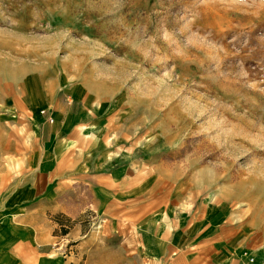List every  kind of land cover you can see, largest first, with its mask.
<instances>
[{
  "label": "rangeland",
  "instance_id": "rangeland-1",
  "mask_svg": "<svg viewBox=\"0 0 264 264\" xmlns=\"http://www.w3.org/2000/svg\"><path fill=\"white\" fill-rule=\"evenodd\" d=\"M68 88L79 94L74 104L100 103L97 114L103 105L139 148L137 175L153 178L146 194L159 209H173L180 227L209 222L208 242L238 243L244 262L256 255L264 264V0H0L7 177L20 173L10 149L31 148L36 132L40 141ZM29 104L41 115L33 133ZM143 148L151 155L141 165ZM73 193L56 219H79L90 239L59 249L70 264H138L123 221L109 229L115 210L87 208L78 218ZM63 225L52 230L62 234Z\"/></svg>",
  "mask_w": 264,
  "mask_h": 264
},
{
  "label": "crops",
  "instance_id": "crops-1",
  "mask_svg": "<svg viewBox=\"0 0 264 264\" xmlns=\"http://www.w3.org/2000/svg\"><path fill=\"white\" fill-rule=\"evenodd\" d=\"M67 92L68 103L50 110L54 122L42 132L40 141L36 132L31 148L27 142L14 151L10 149L17 161L11 167L17 165L20 173L7 177L6 166L0 163V264H70L69 255L61 254L59 249L76 236L81 238L75 246L90 239L89 228L79 219L72 221L73 216H62L67 220L64 225L56 219L61 212L66 213L65 193L70 189L78 204V218L93 207L120 214L109 215V229H117V218L123 221L122 241L127 250L134 252L138 264H245L237 255L240 244H228L226 248L223 242L207 241L209 222L180 227V216L173 209H159L152 202L153 196L146 194L153 178L137 175L141 167L137 160L139 148L128 134L114 130L116 123L103 105L97 114L95 107L100 103L92 104L89 99L87 103L74 104L80 100L79 94H70L69 88ZM25 107L26 124L30 123L33 133L41 115L35 117L33 105ZM98 123L101 125L97 134L83 132L87 125ZM140 150L145 156L140 162L143 165L151 154L144 148ZM144 179L145 184L138 185ZM118 205L120 210L113 208ZM56 224L64 226L62 234L52 230ZM257 259L255 255L254 261L248 263L260 264Z\"/></svg>",
  "mask_w": 264,
  "mask_h": 264
},
{
  "label": "built area",
  "instance_id": "built-area-1",
  "mask_svg": "<svg viewBox=\"0 0 264 264\" xmlns=\"http://www.w3.org/2000/svg\"><path fill=\"white\" fill-rule=\"evenodd\" d=\"M49 120H51V117H49ZM254 261V257H249V262H253Z\"/></svg>",
  "mask_w": 264,
  "mask_h": 264
},
{
  "label": "bare ground",
  "instance_id": "bare-ground-1",
  "mask_svg": "<svg viewBox=\"0 0 264 264\" xmlns=\"http://www.w3.org/2000/svg\"><path fill=\"white\" fill-rule=\"evenodd\" d=\"M252 257H254V256H252ZM248 262H249V258L247 259V261L245 262V264H249Z\"/></svg>",
  "mask_w": 264,
  "mask_h": 264
}]
</instances>
